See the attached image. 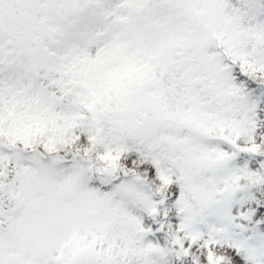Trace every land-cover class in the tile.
Returning <instances> with one entry per match:
<instances>
[{
	"label": "snow or ice",
	"instance_id": "1",
	"mask_svg": "<svg viewBox=\"0 0 264 264\" xmlns=\"http://www.w3.org/2000/svg\"><path fill=\"white\" fill-rule=\"evenodd\" d=\"M0 264H264V0H0Z\"/></svg>",
	"mask_w": 264,
	"mask_h": 264
}]
</instances>
